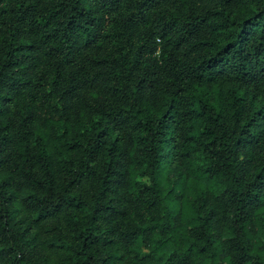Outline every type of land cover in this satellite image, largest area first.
I'll list each match as a JSON object with an SVG mask.
<instances>
[{
    "label": "trees",
    "instance_id": "trees-1",
    "mask_svg": "<svg viewBox=\"0 0 264 264\" xmlns=\"http://www.w3.org/2000/svg\"><path fill=\"white\" fill-rule=\"evenodd\" d=\"M0 264H264V0H0Z\"/></svg>",
    "mask_w": 264,
    "mask_h": 264
}]
</instances>
